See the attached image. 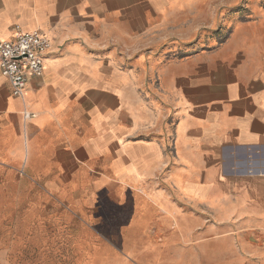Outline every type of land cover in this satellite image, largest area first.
<instances>
[{
    "label": "crops",
    "instance_id": "1",
    "mask_svg": "<svg viewBox=\"0 0 264 264\" xmlns=\"http://www.w3.org/2000/svg\"><path fill=\"white\" fill-rule=\"evenodd\" d=\"M171 2L0 0V40L38 29L50 43L23 96L0 75V168L128 210L119 237L152 240L151 264H264V13L146 60Z\"/></svg>",
    "mask_w": 264,
    "mask_h": 264
},
{
    "label": "rangeland",
    "instance_id": "2",
    "mask_svg": "<svg viewBox=\"0 0 264 264\" xmlns=\"http://www.w3.org/2000/svg\"><path fill=\"white\" fill-rule=\"evenodd\" d=\"M170 7L164 26L144 39L151 40L139 51L146 60L168 53L181 57L219 44L237 22L255 20L264 13V0H174ZM150 20L159 25L157 16ZM125 41L132 45L131 40ZM126 53L125 67H129L138 51ZM79 198L47 195L39 186L18 181L11 168H0V264H151L157 258L160 261V254L147 249L152 240L125 241L119 237L117 216L126 217L128 210L120 211L101 196L100 208L95 211L79 204ZM94 214L102 217L97 219ZM131 249L133 256L129 254Z\"/></svg>",
    "mask_w": 264,
    "mask_h": 264
},
{
    "label": "built area",
    "instance_id": "3",
    "mask_svg": "<svg viewBox=\"0 0 264 264\" xmlns=\"http://www.w3.org/2000/svg\"><path fill=\"white\" fill-rule=\"evenodd\" d=\"M49 45L38 29L0 40V75L8 79L14 97L24 95L30 75L42 76Z\"/></svg>",
    "mask_w": 264,
    "mask_h": 264
}]
</instances>
